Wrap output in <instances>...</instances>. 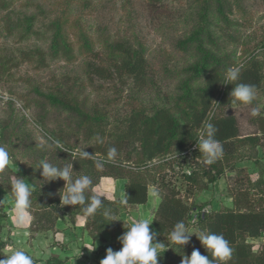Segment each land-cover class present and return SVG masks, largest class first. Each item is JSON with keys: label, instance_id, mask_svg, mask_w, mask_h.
<instances>
[{"label": "rangeland", "instance_id": "374dc122", "mask_svg": "<svg viewBox=\"0 0 264 264\" xmlns=\"http://www.w3.org/2000/svg\"><path fill=\"white\" fill-rule=\"evenodd\" d=\"M207 8L211 10L208 15L212 19L210 30L213 32L201 38L205 49L222 57L226 69L232 66L242 68L253 57L261 63L262 88L251 105L230 102L217 108L220 97L214 101V112L235 113L243 133H250L255 129L252 108L259 106L257 116L264 115V0H0V113L13 125V147L6 146L9 153L6 167L19 178L28 182L30 179L50 193L54 189L55 196L61 198L65 182L56 180L63 184V188H53L55 181L44 180L42 169L38 167L42 159L63 167L62 156L48 146L45 138L58 136L61 143L85 151L91 145L85 140L78 118L68 109L53 103L51 97H66L77 103L84 113L101 121L107 133L136 113L143 112L149 117L155 109L172 107L177 97L184 94L185 81L200 75L196 68L203 65L204 54L198 51L199 44L185 47L182 43L204 23L202 16ZM219 9H223L222 18ZM29 17L34 19L32 33L27 30L26 19ZM18 21L26 23L23 22L20 29L11 26L12 22L19 25ZM50 25H55L54 30L44 34ZM55 31L68 39L72 55L53 54L50 42ZM125 36L135 45H144L148 63L146 86L135 87L128 79L126 86L117 84V81L116 84L102 80L90 82L87 69V63L93 61L88 52L90 45L94 52L110 55L109 47L113 41ZM34 50L41 51L44 59L23 57V52ZM3 64H6L5 68L1 67ZM192 82L194 87L202 83L194 78ZM260 157L264 165V150H260ZM228 163L231 165V160ZM237 165L245 167L253 180L258 179L259 171L254 162L244 160ZM173 168L150 173L152 201L156 199L153 193H158L157 185L153 184L154 177L171 171L166 180L178 188L184 202L196 212L190 214L189 222L198 210L207 208L206 214H209L214 209L232 207L228 192L231 173L227 172L220 181L201 193L189 187L182 174L187 171L185 168L183 171L178 165ZM12 179L14 182V176ZM125 183L101 178L95 188L102 185L101 190L109 199L123 200ZM260 192L254 190L256 199L261 197ZM97 193L100 194L99 191ZM8 197L5 189L0 187V200ZM11 211L8 204L0 207V234L4 228L2 241L14 246L11 238L13 226L9 224L14 220ZM142 216L153 218V211L129 207L122 210L117 218L128 224V220ZM190 228L199 233L196 226ZM30 235L29 242L33 240ZM110 237L109 242L114 244L121 236L115 232ZM262 243L264 236L253 241L255 250ZM104 249L101 247L99 251ZM96 253L98 251L94 250L93 256L97 259Z\"/></svg>", "mask_w": 264, "mask_h": 264}, {"label": "trees", "instance_id": "16d2710c", "mask_svg": "<svg viewBox=\"0 0 264 264\" xmlns=\"http://www.w3.org/2000/svg\"><path fill=\"white\" fill-rule=\"evenodd\" d=\"M1 4L4 3L1 1ZM210 12V8H207L202 16L204 23L200 24L182 43L185 47L199 44L197 49L204 54L203 65H197L199 67L196 69L200 75H195L193 78L202 83L194 87L193 78L187 79L184 94L177 97L172 107L155 109L149 117L143 112L136 113L129 119L121 121V124L116 125L112 132L107 133L103 123L84 113L77 103L67 100L66 97H51L53 103L63 106L78 118L85 140L91 145L87 152L96 153L98 158L104 159L107 150L115 147L118 154L114 163L106 164L103 170L97 171L91 160H80L78 157L71 156L70 152L74 151V147L62 143L68 150L69 153H67L52 145L53 139L62 142L60 137L49 136L52 139L45 138V140L48 146L60 153L63 166L72 164L73 180L81 175H89L92 178L93 183L86 190V196L90 197L94 194L92 188L99 186L101 178L126 182L123 200L127 203H121L123 201L121 199L114 201L105 196L101 198L104 207L110 208L117 214V217L126 208H136L148 203L150 196L148 177L156 170L162 171L167 167L172 169L176 165L181 167L182 171L185 168L187 171H183L182 174L189 187L192 191L197 189L201 193L220 181L227 172L231 173L228 192H230L229 199L232 200V207H223L219 210H212L209 214L200 215L198 224L193 226H196L199 232L210 231L223 234L230 242L233 252L224 264H264V243L258 250H255L253 244V241L264 236V190H262L264 165L260 157V150H264V115L253 117L254 131L243 133L239 118L235 113L213 111L217 97H220L217 108L232 103L230 93L235 85L224 84L227 69L223 67V58L213 50H206L203 46L204 42L201 41L202 37L211 35L213 32L210 30L212 26V19L208 15ZM219 14L222 18L223 9H219ZM18 22L19 25L12 22L11 26H17V29H20L25 21ZM26 22L27 30L32 33L33 17L27 18ZM54 27L55 25H50L44 34H49ZM56 33V31L53 33L50 42L53 54L56 56L63 54L67 57L72 55L73 49L68 39L64 38L63 33ZM34 34L39 35L38 32ZM109 49L112 53L104 56L94 52L92 44L90 45L88 52L93 61L90 60L87 63L89 81L102 80L115 84L118 82L117 84L126 86L128 79L135 87H145L148 63L144 45L141 43L135 45L134 41L125 36L115 39ZM22 55L28 59L38 58V56L44 59L43 53L38 50L23 52ZM5 66L6 64H3L1 67L5 68ZM262 82L261 63L257 57H253L241 68V77L236 83L256 85L258 92L262 88ZM208 122L213 123L218 129L215 138L223 148V155L211 165L204 163L198 148L192 153V157L185 154L190 151L191 146L197 145L199 136ZM12 126L11 121L4 119L0 113V145L13 147L11 143ZM97 133L103 138V144H97L92 140ZM230 160L231 165L228 163ZM244 160L254 162L258 167L256 181L248 175L245 167L237 165ZM173 170L175 175V168ZM170 172L157 174V178L153 179V184L157 185L160 201L153 212L152 224L157 231L158 238L167 245L164 254L162 252L163 255L158 257L159 264H181L183 255L190 257L194 248H199L202 255L210 257V253L196 236L191 237L185 246L172 244L167 239L177 222L183 220L189 228L192 226L189 217L193 212V209L182 199L178 188L171 181L166 180ZM13 176L15 179L19 178L8 167L0 171V187L5 189L9 197ZM200 176H203V179ZM28 180L34 188L29 209L32 217L29 228L31 239L55 231L58 221L66 216H69L71 222H75L79 215L84 216L80 205L63 206L61 198L55 196L54 189L51 191L53 193H50L46 188ZM53 184L54 182L51 186ZM54 186L55 189L62 190L63 188V184L56 180L53 188ZM254 190L261 191V197L256 199L257 194H254ZM95 194L99 195L97 192ZM101 212L102 209L86 218L85 229L91 239L94 242L104 243L105 235L113 237L114 233L118 232L122 236L128 224L122 221L107 224ZM8 246V242L0 240V259L6 258L3 254ZM113 246L117 251L122 248L119 240ZM65 263L66 261L56 257L46 262V264Z\"/></svg>", "mask_w": 264, "mask_h": 264}, {"label": "clouds", "instance_id": "9594fccd", "mask_svg": "<svg viewBox=\"0 0 264 264\" xmlns=\"http://www.w3.org/2000/svg\"><path fill=\"white\" fill-rule=\"evenodd\" d=\"M241 77V67L232 66L227 69L224 80L225 85H235L230 93L233 104L251 105L256 99L257 87L253 84L236 83ZM259 106L253 107L251 111L252 116L259 114ZM218 129L216 126L208 122L202 134L199 136L197 147L203 157L206 165L213 164L217 159L223 155V148L221 143L215 138ZM49 139H52L49 137ZM92 140L97 144H103L104 140L99 133L92 137ZM52 145L63 152H68L59 140H52ZM72 157H78L80 160H91L97 171L103 170L106 164L114 163L117 157V149L111 147L107 150L106 158L100 159L97 154H91L85 149L81 150L77 147L70 152ZM9 163V153L7 148L0 145V171H2ZM39 169H42L41 175L44 180L55 181L63 180L65 182V189L60 193L61 203L63 206H81V211L84 217H90L102 209L101 215L104 221L110 224L115 221H120L117 214L110 208L104 207L102 197L105 192L101 188H92L93 195L86 196V190L92 185L93 181L89 175H81L79 178L73 180V166L67 164L63 167L56 166L49 163L47 159H42L39 162ZM103 180V178H102ZM34 188L26 179L17 178L11 184V196L8 199L0 200V207L7 204L12 205V213L17 222L18 227H24L30 222L31 216L29 209L31 208V196ZM100 192L99 195L95 194ZM158 198V193H153ZM87 201V202H86ZM121 203H127L126 200ZM209 209H204L207 213ZM199 219L193 216L190 221L191 225H197ZM153 220L150 216H142L138 219L133 218L128 220V227L119 241L122 248L119 251H114L111 247L106 250V256L100 260V264H159L158 257L164 254V249L167 245L161 241L156 240L158 235L150 229ZM26 234V233H25ZM195 235L201 242L202 246L210 253L209 256L202 255L199 248H194L191 256L183 255L181 264H224L233 252L230 247V242L223 234H217L210 231H201L198 234L193 232L183 220L174 225L173 230L167 237L170 243L176 245H187L192 237ZM155 241V242H154ZM93 246L92 250H95ZM55 251V250H54ZM163 252V254H161ZM6 258L0 259V264H34L33 255L26 252L23 248L17 247L13 250L12 246H8L6 252L3 254Z\"/></svg>", "mask_w": 264, "mask_h": 264}, {"label": "crops", "instance_id": "0c3cea01", "mask_svg": "<svg viewBox=\"0 0 264 264\" xmlns=\"http://www.w3.org/2000/svg\"><path fill=\"white\" fill-rule=\"evenodd\" d=\"M105 196L107 197V195ZM159 201L160 199L157 197L152 201L151 196H149L148 203L146 205L138 206L137 208H139V210H151V212H154ZM8 206L12 208L11 204H8ZM10 213H12V211ZM31 221L32 217L30 222L24 227H18L15 219L10 221L9 224L13 226L14 231L13 236L11 237L14 245L12 246L13 250L17 247L23 248L26 252L32 254L34 259H36L34 264H46V260L51 257L66 261L65 264H100V260L106 256V250L109 247L114 251H117L112 245L113 242H109V240L112 239L110 235H105L104 243L94 242L91 239L85 229L86 218L83 215L77 216L75 222H71L69 216H66L58 221L55 231L38 235L35 239L30 240L29 242V228ZM150 229L157 233L153 224L150 225ZM191 229L193 231V228ZM3 231H5L4 228L1 230L0 238H3L1 240H4L3 235H5V232ZM109 237L111 239H109ZM156 240L161 241L158 238V235L156 236ZM93 246H95V250L98 251V253L95 254V256H99L97 259L93 256L94 250L91 251ZM101 247H105L104 251H99Z\"/></svg>", "mask_w": 264, "mask_h": 264}, {"label": "built area", "instance_id": "2783aa9c", "mask_svg": "<svg viewBox=\"0 0 264 264\" xmlns=\"http://www.w3.org/2000/svg\"><path fill=\"white\" fill-rule=\"evenodd\" d=\"M198 147H197V145H193V146H191V148H190V151H188V152H186L185 154L186 155H192V153L197 149ZM196 212L195 211H193L192 212V214H195ZM208 213V212H207ZM206 213L204 212V210H198V213L195 215V216H197L198 217V219L200 218V215H205Z\"/></svg>", "mask_w": 264, "mask_h": 264}]
</instances>
